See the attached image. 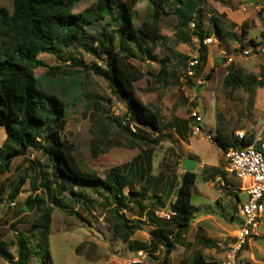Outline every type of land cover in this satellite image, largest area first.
I'll list each match as a JSON object with an SVG mask.
<instances>
[{
    "label": "trees",
    "instance_id": "trees-1",
    "mask_svg": "<svg viewBox=\"0 0 264 264\" xmlns=\"http://www.w3.org/2000/svg\"><path fill=\"white\" fill-rule=\"evenodd\" d=\"M85 1L13 0L12 11L0 6V124L7 131L0 145V177L10 172L16 158L23 157L26 160L30 150L44 154L51 164L50 172L42 170L35 175H30L31 169L27 168L10 189L9 201L15 203L25 181L30 178L33 192L27 196L21 210H29L34 219L29 231L17 230L14 243L0 239V259L10 264H53L47 260L55 206L69 214L80 215L68 201L74 200L79 204L91 202V198H87V187H92L107 199L101 204L112 217L114 235L130 242L142 224L152 225L150 242H133L135 246L132 247L138 251L150 250L151 254L162 250L164 259L161 264H169L172 252L182 242L183 234L190 228L192 216L197 210L191 200L197 174L185 171L179 186L178 179L173 178L169 186L165 187L169 195L175 191L176 200L171 202V209L177 212L171 220H165L157 215L158 205L165 208L160 196L165 182L162 174H151L152 149L171 137L164 132L167 128H174L181 134L189 121L175 117L164 125L159 111L138 96L135 83L147 76L154 83L167 87L180 81L178 69L182 68L183 77L191 85L194 84L192 78L200 76L208 60V49L204 41L210 36L205 29L203 8L197 0H141L146 1L141 9L138 8L140 0H98L91 9L76 13V7ZM138 11H144L145 16L137 24ZM171 15L177 18L174 33L177 42L191 44L194 37L199 41L195 66L191 67L193 59L188 55L172 52L157 57L154 53L153 46L165 39L161 31L162 21ZM105 18L107 21L101 31L88 32L89 26ZM211 21L218 35L231 34L224 31L215 18L211 17ZM241 28L246 33L245 27ZM261 37L264 39V31ZM146 41L151 42L152 46L146 47ZM73 45L96 55H104L106 67L95 62L88 64L83 57H75L71 52L70 60L73 66L82 67L84 71H94L107 79L113 94L126 104V118L111 117V127L128 131V139L142 147L141 153L129 163L110 168L104 177L86 168L78 160L77 145L63 132L69 116L65 103L55 94L47 92L35 73L37 68L47 67L40 55L59 54ZM260 45L261 41L251 39L250 46ZM136 46L139 53H145L151 61L159 64L158 71L149 69L146 74L134 63L133 58L139 56L134 51ZM172 60L175 64H172ZM190 67L194 71L193 77L187 72ZM60 69L51 67V75L54 76L55 71ZM227 71L224 86L229 97H233L238 88L254 93L256 88L264 87V65L260 67L259 75L246 73L242 67L233 64L228 66ZM211 72L207 79H210ZM189 120L191 122L193 117ZM104 132L106 135V127L102 134ZM256 134L246 133L239 140L235 133L217 128L214 141L225 151L230 146L245 147L252 144ZM93 154L98 156L97 148L93 149ZM138 174L143 183L137 190L133 184ZM39 184L45 189L40 194L34 192L40 188ZM128 186L130 188L126 193ZM150 189L154 190L158 200L154 207L147 209L140 198L146 199ZM68 190L70 195H66ZM229 192L241 201L239 193ZM44 193L51 196V203L44 198ZM110 201L114 203L112 207ZM131 204H136L146 212L145 220L127 215L126 211L131 209ZM196 241L206 248L220 249L212 238L197 234ZM13 245L16 246V254L10 249ZM187 261L190 264H220L208 259L201 251H195L190 260L183 259L178 264H187Z\"/></svg>",
    "mask_w": 264,
    "mask_h": 264
},
{
    "label": "rangeland",
    "instance_id": "rangeland-1",
    "mask_svg": "<svg viewBox=\"0 0 264 264\" xmlns=\"http://www.w3.org/2000/svg\"><path fill=\"white\" fill-rule=\"evenodd\" d=\"M98 0H86L79 4L75 12L84 13L91 9ZM222 0H205V16L204 24L209 26L215 37L216 29H213V21L211 15L217 16L220 20L227 24V29L232 30V22L221 16L216 10ZM138 8L141 9L146 5V1H139ZM225 2V1H223ZM235 13L244 14L250 11L251 7L244 6L243 2L234 1ZM224 4V3H223ZM0 6H4L12 11L13 0H0ZM253 9V8H252ZM260 10L255 11V19L259 16ZM144 11H138L136 23L144 18ZM107 18L94 25L88 27L89 33L101 31L103 24ZM221 21V22H222ZM261 22V26L259 25ZM256 20L243 21L242 26L248 31V38L261 41V32L264 31V21L258 19V27ZM177 18L174 15L166 17L162 21L161 31L166 35L165 39L153 46L154 53L157 57L170 55L176 50L177 41L175 40V30ZM240 25V27H241ZM193 28V26L191 27ZM263 31H261V29ZM238 40L227 41L224 43V50L227 55H232L236 66H240L246 73L259 74L260 67L264 65V54H252L248 60L256 62L247 65L244 55L234 51L233 42L243 43L241 29H238ZM246 36V35H245ZM247 40V37L245 38ZM214 46L210 49V62L218 58L221 61L220 67H212L213 72L210 79L204 84L200 91L198 90V82L193 85L187 82V78L183 77V69L179 68L181 79L177 83H171L167 87H162L154 83L150 77L136 82V92L138 96L151 105L160 113L162 123L165 125L167 121L175 117L190 119L194 111H199L203 117L201 126L203 131L194 135L191 129L192 143L196 150L203 155L215 157L219 151L217 142L208 138L209 134L216 135V128L225 130L228 133L244 131L246 133L259 132L264 128V87L256 88L254 93L238 88L234 92L233 97H229L228 90L224 86V79L228 74L225 66L230 65L226 58H221L224 54L219 41L213 42ZM249 48V40L243 43ZM146 47L152 46L151 42H145ZM199 46L197 38L194 37L191 44L181 47L182 53H195ZM243 47V46H242ZM245 49V48H242ZM134 51L139 56L133 58L134 63L147 74L149 69L158 71L159 64L151 61L145 53H139L138 47ZM70 52L75 57H83L86 63H97L102 67H106V58L104 55H96L76 45L61 51L59 54H42V59L47 67L37 68L35 73L39 76L42 87L49 93L55 94L64 103L68 110V120L64 129L67 137L77 145L76 156L86 168L95 170L101 177H104L115 166H120L130 162L136 155L141 153L142 147L133 143L128 139V131L119 127L110 125L111 117L118 116L122 119L126 118L125 102L113 94L110 89L109 82L103 76L96 74L94 71H84L82 67H76L71 64ZM148 60L150 62H148ZM174 62V60H172ZM246 66V67H245ZM51 67H61L60 71H55L54 76L51 75ZM69 71V72H67ZM205 76L209 77L208 71ZM152 82H151V81ZM2 125L0 124V127ZM104 127L107 133L102 134ZM171 137L163 140L160 145L153 150L152 171L154 176L161 175L167 180L182 177V174L174 171V167L178 166V151H180V141L173 130H166ZM6 132L0 129V145L6 138ZM128 136V137H127ZM97 148L99 154L97 157L93 154V149ZM143 164V163H142ZM50 162L46 156L40 152L30 150L25 160L23 157L16 158L13 161L10 172L0 177V239L14 243L17 230L29 231L34 219L33 213L29 210H21L24 202L29 194L33 192L30 178H28L19 194L15 203L9 201V191L19 180L21 175L25 174V170L30 168V175L40 174V171H51ZM130 179V178H128ZM200 181V180H199ZM139 183V182H138ZM143 183V182H142ZM40 185L37 193H42L45 189ZM139 184H136L138 189ZM128 187L126 188V191ZM149 195L153 194L150 189ZM240 200L245 201L248 198L247 192L238 191ZM66 195H70L69 190ZM44 198L51 203V196L44 193ZM60 197V194L57 195ZM168 208L171 207L170 197L164 193L162 196ZM87 198H91V202L79 204L74 200L68 203L72 208L80 213V215L69 214L66 210L56 207L52 218V227L49 237V259L47 261L53 264H161L164 259L163 251H157L154 254L150 250H135L133 241L127 242L117 238L111 228V215L108 209H105L101 202L107 199L104 194L87 187ZM71 199V198H70ZM152 197L145 199L143 203L151 205ZM85 200V199H84ZM83 200V201H84ZM174 200V198H173ZM172 200V201H173ZM193 202H203L200 211L195 215L204 216L207 214H215L219 223L203 222L194 224L183 234V240L176 245L169 259V264H178L183 259L191 258L195 251L203 252L208 259L222 262L227 258V254L236 242V236L242 225L243 217L238 213L239 205L235 195L227 196L224 203L218 206L206 200L193 198ZM53 205V204H51ZM111 207L114 205L110 201ZM165 209V210H168ZM139 206L135 205L132 211H128L130 218L141 220V214L138 213ZM164 210V209H162ZM37 213H40L37 210ZM143 220V219H142ZM152 227L148 224H142V227L134 235L133 238L140 241H149L150 231ZM257 232L259 235L251 238L247 247L241 252V264H264V212L257 222ZM200 234L215 240L220 249L206 248L196 241V235ZM133 246V247H132ZM13 253L16 254V246H10ZM143 253L142 256L139 253ZM139 259L140 262L134 261ZM0 264H10L4 259H0ZM48 264V263H46ZM187 264H190L187 261Z\"/></svg>",
    "mask_w": 264,
    "mask_h": 264
},
{
    "label": "crops",
    "instance_id": "crops-1",
    "mask_svg": "<svg viewBox=\"0 0 264 264\" xmlns=\"http://www.w3.org/2000/svg\"><path fill=\"white\" fill-rule=\"evenodd\" d=\"M223 1H225V2H223ZM234 1L235 0H222L220 3H218L219 4V7L216 9L221 14V16H225L226 19H228V20H230L232 22L231 25H233V24L236 25V26H233V29L232 30L227 29V24H225L222 21L223 19L220 20L217 16L213 15V18H215V20L218 21V24L221 26V28L224 31L231 33L230 34L231 36L230 35L229 36L218 35L217 30H216V34L217 35L214 37L213 34H214V31L215 30H213V32H212L209 29V26H206L205 25V29L209 33V36H210L207 39H211V42H208V43H205L204 42L207 45V49H208V60H207V63L205 65V67H204V70L201 72L200 76H198V77H195L194 76L192 78L193 79V82L196 81V82L199 83L198 84V90L199 91L201 89L200 86L206 84L208 82V80H209V79L206 78L205 72L208 71V73H210V70H211L212 67H215L216 65H217L216 67H220L221 66L220 63H221L222 60H220L219 58L216 61H213L212 65H211V62H210V49H211V47L214 46V44H213L214 40L220 42V45L219 46L217 45L216 48H218V49L221 48V52H222V54H224L223 56H221V58L224 57V58L228 59L229 57H231V58H233V61H234V57L232 55H227L225 53V50L223 49L224 48V45L223 44L224 43H227L228 40L229 41L238 40L239 39L238 38V32H237L238 29H241V32H242V37L241 38L244 39L243 40V43L245 41H247V40H249V42H250L251 39L248 38V35H249L248 34V31H246V33H244V30L241 28L242 27V25H241L242 22L243 21H248V20H256V23L255 24H257L256 26L258 27L259 25L261 26V22L260 21H259L260 24L258 25V19H260L262 22L264 21V0H237L238 2H243V5L244 6L251 7L250 11H247L246 13L241 14V15L235 13V11H237V10L234 9V7H236V4L234 3ZM197 3L203 8V19H204V16H205V8H204V6H205V0H197ZM257 10H260L261 13H259V16L257 17V19H255L254 13ZM211 17H212V15H211ZM240 25H241V27H240ZM213 29H216V28L213 26ZM261 31H263V30L261 29ZM164 36L166 37V35H164ZM246 37H247V40H245ZM243 43L241 44V43H237V42L235 43V42H233V44H234V47H233L234 51L239 52L242 55H244L242 53V51H243L242 48H246V47H242L243 46ZM186 45H189V44L188 43H184V42H177V44H176L177 51L174 50L172 52H177V53H181L183 55H188L192 59H195L198 56V47L199 46H197V48L195 50V53H182L183 52L182 50L180 52L179 49L181 47H183V46H186ZM260 46L261 47H264V44H262ZM249 47H251V46H249ZM172 52H171V54H172ZM249 56H251V55H248L246 57L244 55L245 60H247V62H246L247 65L248 64L251 65L252 63L253 64L256 63V62H253V61H250L249 62V60H248ZM228 63L232 64L231 62H228ZM172 64H175V61L172 62ZM235 64L236 65L239 64V63H237V57H235ZM228 66L229 65L225 66V68H228ZM188 70H187V72H188ZM187 72H186V74H187ZM255 75H257V74H255ZM135 87H136V85H135ZM149 106L151 107V105H149ZM153 109H155V108H153ZM181 119L188 120L189 121L188 126L186 127V129L185 128L182 129L181 134H180V132L178 133L174 128H167L166 130H168V129L169 130H173L174 133L177 135V138L180 141V143H179V145H180L179 146L180 147V151H178V153H179V155H178L179 164H178V166L174 167L175 168L174 171H176L179 174H183L185 172L183 170V161H184V159L186 157H194L197 160V167L194 170V172L197 174V180H196V182H195V184L193 186L192 198H191L192 203L197 207V210L194 212V214L192 216V222H191L190 228L194 224H199V223H203V222H209L210 221V222H214V223H219V220L215 216V214H210L209 213V214L204 215V216L195 215L196 212L200 211V207L201 206H203V205H209V204H204L203 202H197L195 204L193 202V198L194 197H197L201 201L206 200V201H209L211 203H215L218 206H221V205H223L224 199H226L227 196H231L232 197V194H230L229 191H232L233 193H239L238 191H244L245 190L244 189V183H243V181L235 178L234 176H231L227 172V161H226V159L224 157V151L221 149L220 146H219V151L217 152V155L215 157H211L209 155H203L198 150L195 149V147L193 146V143L191 141L192 136H193V135H191V129H192L193 120L190 122L189 119H186V118H181ZM173 120H174V118L171 119L170 121H167V123H169V122H171ZM0 129H3L6 132V134H7L6 128L4 126H1ZM216 131H217V128H216ZM140 176L141 175L138 174V176L136 177V181L133 184V187L134 188H136V184H139L138 189L140 188V184L143 182V181H141L142 179H141ZM181 178L182 177H179L178 178L177 186H179L180 181H181ZM171 180L169 181V180H167L164 177L165 184L162 185V187H164V189H163L162 193H160V196L161 197L164 195V193H165V195L167 197H170V199H169L170 202H172L173 198L175 199V191L173 192V194L169 195L168 192H167V190L165 189V187L169 186ZM129 188H130V186H128V190L126 191V193H128ZM157 189H160V187H158ZM155 194L156 193L154 192L153 194L149 195V192H148V195H147L146 199L152 197V199L150 201L151 205H148V206H146L144 204L145 202L143 203V201L145 199H141L140 198L141 203L147 209L154 207V203L157 202L158 199H157V197H156ZM162 200H163L162 203L165 205V208H161L160 205L157 206L158 209H159L157 211V215L158 216H160V212L169 211L171 209V207L168 208V204H166V202L164 201L163 197H162ZM237 200H238V198H237ZM238 203H239V200H238ZM135 205L136 204H131V209L127 210L126 213L128 211H132ZM167 208H168V210H165ZM162 209H164V210H162ZM138 213L141 214V219H143V220L146 219V215H145L146 212L145 211H142L139 208ZM149 226L152 227V229H153V226L152 225H149ZM131 241H133L134 243L135 242H139V243L140 242L149 243L150 242V238H149V241H140V240H136L135 238H132Z\"/></svg>",
    "mask_w": 264,
    "mask_h": 264
},
{
    "label": "built area",
    "instance_id": "built-area-1",
    "mask_svg": "<svg viewBox=\"0 0 264 264\" xmlns=\"http://www.w3.org/2000/svg\"><path fill=\"white\" fill-rule=\"evenodd\" d=\"M204 42H211V39ZM242 53L246 56L261 54L264 53V47L251 46L243 49ZM227 60L232 62L233 58L229 57ZM148 62L150 61L148 60ZM196 64L197 57L191 61L190 65L192 67ZM191 67L188 74L193 77L194 71ZM192 117V132L194 135H198L203 131L201 126L203 117L198 110L192 113ZM236 137L239 140L243 139L245 132L237 131ZM208 138L214 140L215 135L209 134ZM224 157L227 161V172L243 181L248 198L238 203V213L243 217L242 225L238 230L235 244L229 250L227 258L220 264H241V252L247 247L251 238L259 235L257 222L264 212V128L257 132L252 144L245 147L230 146L224 151ZM175 215H177V212L174 209L160 212V216L165 220H171ZM139 255L142 256L143 253L141 252ZM134 262L138 263L140 261L137 259Z\"/></svg>",
    "mask_w": 264,
    "mask_h": 264
},
{
    "label": "water",
    "instance_id": "water-1",
    "mask_svg": "<svg viewBox=\"0 0 264 264\" xmlns=\"http://www.w3.org/2000/svg\"><path fill=\"white\" fill-rule=\"evenodd\" d=\"M197 167V160L194 157H186L183 161L184 171H194Z\"/></svg>",
    "mask_w": 264,
    "mask_h": 264
}]
</instances>
